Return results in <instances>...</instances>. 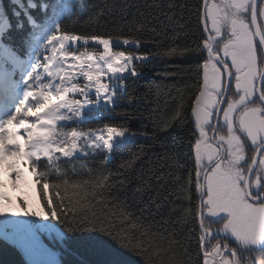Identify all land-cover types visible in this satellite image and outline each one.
<instances>
[{
	"label": "snow or ice",
	"instance_id": "6c2138e0",
	"mask_svg": "<svg viewBox=\"0 0 264 264\" xmlns=\"http://www.w3.org/2000/svg\"><path fill=\"white\" fill-rule=\"evenodd\" d=\"M88 9L0 0V165L10 161L13 188L27 165L42 208L18 198L12 215L30 218L0 210V240L22 264H264V0H198L191 42L162 51H144L142 30L157 31L147 18L103 33L89 15L78 29ZM177 55L195 65L187 100L177 88L171 112L146 117L151 132L131 127L132 85ZM186 123L134 182L156 133Z\"/></svg>",
	"mask_w": 264,
	"mask_h": 264
},
{
	"label": "trees",
	"instance_id": "16d2710c",
	"mask_svg": "<svg viewBox=\"0 0 264 264\" xmlns=\"http://www.w3.org/2000/svg\"><path fill=\"white\" fill-rule=\"evenodd\" d=\"M86 2L89 4L88 11L82 17L74 18L79 20L78 29L80 25L87 27L85 22L88 21L89 15L96 17V24H93L92 27L96 31L103 33L116 31L120 28L125 31L129 27L135 29L140 24L145 23V18H147L151 22V27H155L157 31H151L150 27L142 30L141 39L145 43L144 51L156 49L158 45L162 51L169 45L176 47L191 42L192 29L196 24L195 13L198 0H86ZM3 4L7 6L8 0H3ZM141 13L144 15H141ZM149 13H152V15H149ZM153 16L155 19H153ZM68 26L71 28L73 25L69 22ZM185 33L188 35L186 36ZM189 61L190 58L177 55L169 58H155L148 63L147 67L143 69L144 78L139 80L138 84L132 85V87L136 88L138 99L136 107L131 109L133 113L130 119L131 127L140 129L144 125H148V131L151 132V123L146 117L153 109H158L161 115L171 112L169 93H175L177 88L184 91L185 99L187 100L189 89L186 84L190 79V74L186 73L189 67H195ZM164 73H178L179 75H164ZM141 113H143V116ZM188 127L189 125L186 123L182 127L168 128L156 133L159 141L155 142V146L147 151V158L136 164L134 182L142 172H147L150 167L149 160L156 162L157 157L163 156L164 148L161 146L160 141L170 146L176 137L188 134ZM136 151H138L137 145L130 146L129 149L115 157L112 166L114 168L117 167L122 159L129 158L130 154ZM22 167L23 176L27 181H30L29 188L33 191V194L29 195L17 187L13 188L12 180L9 178L13 190L19 191L13 194L15 199L12 200L11 204L20 208L19 204L16 203L17 199L27 200L28 204L33 207L29 212L36 211L42 214L40 196L36 190L37 185L33 181V174L28 171L26 164ZM27 218L30 217H24V219ZM45 243H48V241L45 240ZM49 246L51 247L52 245L49 244ZM54 250L57 249L54 248ZM64 259L67 260L69 257L65 256ZM71 259L90 261L96 258L76 254ZM137 259L134 256L130 257V260L133 261ZM22 262V254L13 246L0 240V264H22Z\"/></svg>",
	"mask_w": 264,
	"mask_h": 264
},
{
	"label": "rangeland",
	"instance_id": "374dc122",
	"mask_svg": "<svg viewBox=\"0 0 264 264\" xmlns=\"http://www.w3.org/2000/svg\"><path fill=\"white\" fill-rule=\"evenodd\" d=\"M20 143L22 144L23 141L21 140ZM10 163V161H5V163L3 165H0V183H2L4 186L0 187V194H4L7 195L9 198L11 197L12 200H14V196L13 194L15 192H19L18 190H12L8 184L7 181V173H9V170L7 168V164ZM20 171L22 173V170L20 168ZM30 186V181H27L26 178H24L23 174H22V179L20 182H18V186L17 188L19 190H23L25 192H27L29 195L33 194V191L30 190L29 188ZM19 195V193H18ZM22 195V193H21ZM32 205L28 204V208L27 211H31L32 210ZM0 210H2L4 213H6L7 215L10 212V215L7 216V218L9 219H24V216L22 214L20 215H12V213H22V210L20 208H18L16 205L13 204H7V203H0ZM4 216H0V220L4 219Z\"/></svg>",
	"mask_w": 264,
	"mask_h": 264
},
{
	"label": "bare ground",
	"instance_id": "6f19581e",
	"mask_svg": "<svg viewBox=\"0 0 264 264\" xmlns=\"http://www.w3.org/2000/svg\"><path fill=\"white\" fill-rule=\"evenodd\" d=\"M8 215H10V212H9V214H8ZM8 215H7V216H8Z\"/></svg>",
	"mask_w": 264,
	"mask_h": 264
}]
</instances>
